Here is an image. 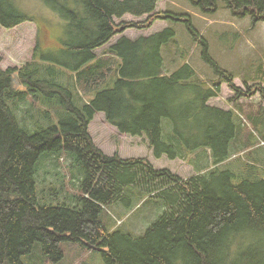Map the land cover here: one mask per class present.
I'll return each instance as SVG.
<instances>
[{
    "label": "trees",
    "instance_id": "obj_1",
    "mask_svg": "<svg viewBox=\"0 0 264 264\" xmlns=\"http://www.w3.org/2000/svg\"><path fill=\"white\" fill-rule=\"evenodd\" d=\"M43 1L64 21L59 50L38 41L32 61L0 65V264H24L37 244L55 263L64 257V242L100 252L105 264H264L263 170L251 158L244 171L220 166L231 151L248 149L255 136L264 135V114H246L258 135L251 132L244 141L239 114L207 103L220 83L236 87L192 19L162 14L183 22L198 42L202 59L217 74L214 90L188 63L163 73L161 52L176 35L172 28L137 39L123 36L108 55L97 56L96 49L117 33L161 19L159 0ZM189 1L203 13L219 2ZM223 1L234 14L250 15L253 24L264 21V0ZM127 13L149 19L117 24ZM32 19L16 0H0L2 26ZM258 67L254 74L264 83ZM15 76L25 89H17ZM98 112L119 132L145 136L157 158L189 157L208 148L213 167L185 178L148 158L107 154L89 133ZM49 157H64L81 176L69 180L76 186L70 192L54 173L62 184L43 185L38 198L42 160ZM155 192L165 209L142 234L113 229L104 217L112 203L129 209Z\"/></svg>",
    "mask_w": 264,
    "mask_h": 264
},
{
    "label": "rangeland",
    "instance_id": "obj_2",
    "mask_svg": "<svg viewBox=\"0 0 264 264\" xmlns=\"http://www.w3.org/2000/svg\"><path fill=\"white\" fill-rule=\"evenodd\" d=\"M157 2L156 13L157 15L161 13V19H156L147 28L130 27L117 33L110 42L96 49L97 56L108 55L110 47L123 36L137 39L172 28L176 35L163 46L161 52L165 60L163 73L173 72L181 64L188 63L196 69L201 78L208 81L207 84L214 90L217 88L214 82L218 77L211 66L202 59L198 42L192 39L183 22L162 16V14L175 17L188 15L199 35L209 42L212 57L234 76L233 82L236 88L233 89L227 81L220 83L219 93L212 96L207 103L227 111L234 110L239 114L237 122L242 127L241 140L247 141L246 138H249L251 132L253 135H258L253 122L246 118V114H264V98L261 95L264 91V83L263 79L254 74V71L260 69L258 66H263L264 69V21L253 24L250 15L234 14L223 0H219L217 8L211 13H203L189 0H159ZM16 3L18 8L31 15L33 19L12 28H6L0 24V65L3 69L22 67L32 61L38 41L44 49H50L56 53L60 47V38L64 34L63 19L43 0H16ZM148 17V15L133 16L127 13L116 18L115 21L117 24L123 21L145 22L149 19ZM14 81L18 90L25 89L17 76ZM258 87L261 89L258 90ZM84 99L89 100L88 97ZM105 118L102 112L96 113L90 123L89 133L97 146L107 154L117 153L125 158H148L157 168H170L176 173H181L180 175L185 178L199 172L205 173L213 167L214 163L208 148L194 151L189 157L178 156L171 159L162 155L157 158L153 155L154 152L149 147L145 136H132L119 132ZM255 137L254 144L250 148L231 151L230 159L219 165L224 169L230 168L240 172L244 171V161H249L251 158L252 165L259 166L264 173V135L259 139ZM237 144V142L234 143V145ZM250 149L253 150L249 152ZM42 161L39 172L40 185L38 186L37 179L36 186L38 198L41 196L43 185L49 183L60 185L64 179L71 189L70 192H73L76 186L70 185L69 180L72 178L77 181L76 177L80 173L76 172V169L69 168L64 157L58 160L49 157ZM54 173L62 175L64 179ZM158 193L160 192H155L148 202H143L144 199H142L129 209L124 208L121 202L112 203L105 208L104 217L113 229L130 230L135 235L142 234L164 212L165 207H162V202L155 199ZM62 246L64 257L54 263L42 254V246L37 244L31 250V254L24 256V264H105L100 252L86 248L82 243L64 242Z\"/></svg>",
    "mask_w": 264,
    "mask_h": 264
}]
</instances>
